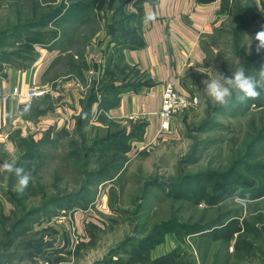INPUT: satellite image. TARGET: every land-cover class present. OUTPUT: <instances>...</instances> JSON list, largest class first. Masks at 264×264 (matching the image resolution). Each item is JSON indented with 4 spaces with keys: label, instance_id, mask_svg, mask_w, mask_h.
Wrapping results in <instances>:
<instances>
[{
    "label": "rangeland",
    "instance_id": "obj_1",
    "mask_svg": "<svg viewBox=\"0 0 264 264\" xmlns=\"http://www.w3.org/2000/svg\"><path fill=\"white\" fill-rule=\"evenodd\" d=\"M60 1L0 0V69L10 65L25 67L53 35H59L62 60L48 75L69 71L65 58L71 51L78 54V63L86 57L85 80L88 85L92 83L91 62L99 61L104 51L103 35L112 12L105 0L102 7L96 6L95 0H78L86 3V12L80 15L84 19L74 18L68 29L57 22L34 28L29 25ZM227 3L234 10L216 15V25L201 37L206 48L203 62L190 66L180 80L182 90H178L196 95L198 102L175 114L168 129H161L159 121L157 131L146 126L135 137L118 135L109 140L111 135L106 133L124 127L128 132L131 123L98 120L103 126L90 122L81 133L44 135L36 147L40 151L29 153L33 122L21 124L20 129L17 124L7 127L9 135H2L0 140V164L15 159L18 166L31 172L32 180L21 195L14 190V177L11 182L14 175L0 174V207L3 212H10L4 225L16 222L22 215L27 223L13 238L17 248L5 250L0 243V253H16L5 256V264H152L161 255H169L163 264H264V194L251 195L252 202L246 208L236 205L230 198L243 185L233 177L216 202L193 200L189 196V190L195 191L199 186H205L210 196L222 191L214 190L207 179L189 182L190 176L226 171L239 159L264 164V104L235 100L215 110L217 105L203 89L204 80L215 78L214 71L231 76L241 63L252 74L264 64V50L257 53L258 41L254 39L264 25V0ZM237 6L241 8L240 14L235 10ZM126 7L130 11L136 8L133 0ZM244 16L249 19L242 28ZM16 26L23 28L6 37ZM33 29L37 30V43L28 40ZM100 37L103 40H98ZM74 75L63 76L55 83L77 79L83 85L79 76ZM60 90L64 92L59 94L63 99H71V89ZM137 122L140 121L133 123ZM237 170L254 186L261 180L241 165ZM180 183L185 184V189L174 195L170 184ZM7 194L14 200L10 201ZM44 202L45 211L25 215ZM232 218L241 230L228 241L213 240L205 230H189ZM39 239L49 242L43 253L24 257L23 253L28 251H23L24 247L29 242L36 246Z\"/></svg>",
    "mask_w": 264,
    "mask_h": 264
},
{
    "label": "crops",
    "instance_id": "obj_2",
    "mask_svg": "<svg viewBox=\"0 0 264 264\" xmlns=\"http://www.w3.org/2000/svg\"><path fill=\"white\" fill-rule=\"evenodd\" d=\"M218 8L219 0L209 4H198L195 0L145 2L144 15L154 11L157 20L144 23L141 31L143 46L124 49L123 62L136 68L148 79L153 75L154 79L150 80V87L120 93L118 104L105 110V117L113 122L143 121L151 131L159 130L158 110L164 86L170 82L177 89H181L180 80L189 67L203 62L201 37L216 25L215 16L220 15L216 14ZM103 36H105L104 40L101 37L98 40H103L105 49L108 43L110 45L112 43L107 32H104ZM58 37L59 35L45 43L46 46L41 47L34 59L25 67L10 65L0 69V140H3L2 135H9L7 127L11 124H17L20 129L21 124L24 125L29 121L35 126L32 134L35 140H39L44 135H54V132H57L55 135L69 134L76 129V118L81 112L82 101L89 85L83 81H80L83 84L80 85L77 79L64 80L56 84L55 82L60 81L61 77L71 76L68 71H55L48 75L50 70L58 66L59 61L62 60L60 57L62 53L58 50ZM107 54L102 52L99 61L96 59L91 62L92 66L96 63V69L93 66L92 71L90 70L93 77L102 73ZM74 57L76 58V55ZM67 62L66 57V67H68ZM34 87L43 90V93L34 97L26 109L24 94ZM60 88L71 89L70 100L68 98L66 101L61 97L64 92L62 93ZM15 90L16 93H13ZM96 111L94 104L87 125L91 122L95 123L96 127L103 126L98 121L99 118L97 119L98 114L95 115ZM93 116L96 118L91 121ZM35 135L38 138H35ZM0 201L3 204L2 199ZM8 212H3L0 207V217H8L10 213ZM5 259L7 260L6 257H0V264H5L6 262L3 261Z\"/></svg>",
    "mask_w": 264,
    "mask_h": 264
},
{
    "label": "trees",
    "instance_id": "obj_3",
    "mask_svg": "<svg viewBox=\"0 0 264 264\" xmlns=\"http://www.w3.org/2000/svg\"><path fill=\"white\" fill-rule=\"evenodd\" d=\"M93 1V0H92ZM104 0H95V5L102 7V2ZM132 0H105L104 4L112 12L111 20L108 22L106 26V32L111 38V43L107 44L106 48L104 49L103 53L107 52V57H105V63L103 66V71L99 76H94L92 78V83L90 82V85L87 89L86 96L84 100L82 101V109L79 113L78 117L76 118V129L74 132L77 131L81 133L82 127L87 125L88 120L91 115L92 106L96 105V114H98L97 119L99 118L100 121H107V118L104 115L105 110L110 109L118 104V98L119 94L126 91H136L139 88L143 87H150V79L146 78L144 74L139 73V71L134 68L133 66L128 65L127 63L123 62V50L124 49H135L140 48L143 46V39L141 37V31L144 25L143 18H144V11H143V4L145 2H152L153 0H133L134 5L136 6L135 10H125L127 8L126 6L128 3ZM198 4H209L216 0H195ZM220 6L218 8V14L225 13L228 11H232L231 6L227 5V0H219ZM56 4V3H55ZM86 3L83 1H70L69 3H65L63 0L57 3L54 6L48 7L44 13H41L39 15V18L36 16L33 21H30L29 25H31L33 28L36 26H40L42 24L57 22L60 26H65L66 29L69 28L70 22L75 18H78L79 21H83L84 16L80 15L82 13H85ZM238 11V14L241 13V8L239 6L235 9ZM36 14V12H35ZM249 16H244L241 19L242 28L245 26V24L248 22ZM23 27L16 26L14 27V30L11 31V33H7L5 36H12L16 32H20V30ZM241 28V29H242ZM37 30L33 29L31 33H29L28 40L32 43H37L38 38L35 37ZM53 34L56 33V31H52ZM57 35H55L56 37ZM54 38V35L53 37ZM51 38V39H52ZM67 38V37H65ZM50 40V39H49ZM63 40V39H62ZM61 40V42H62ZM69 41V39H66ZM70 43V42H69ZM201 47L203 51L205 52L206 48L202 43L201 40ZM69 55L67 57V65L69 68L70 74L74 73L75 75L79 76V79L83 81L86 84V74L84 73L86 67V60L85 57L79 59L80 63L76 60L75 62V55H78L76 52L72 53L69 51ZM81 55V54H80ZM78 57V56H76ZM94 68L96 69V63H93ZM85 80V81H84ZM236 99L233 98V100L230 102L229 105H231ZM245 103H251L252 105H263L264 104V91H261L260 96L255 99H248ZM219 108H224L219 105L215 107V110ZM132 127L131 130L127 132L126 127L123 129H118L114 132H108L105 135H111L110 137H107L109 140H114L120 136L118 135H124L126 137L132 138L135 137V135H140L144 132V128L146 127V123L143 121L133 123L130 122ZM44 137V136H43ZM42 137V138H43ZM47 137V135H46ZM125 137V138H126ZM40 138V139H42ZM39 139V140H40ZM21 140H24L23 138ZM31 147L29 149V153L31 151L39 152L40 150L37 147L38 140H35L33 138H30ZM128 147L125 145V150H127ZM28 152L26 153V156L28 155ZM33 154H30V156ZM241 165L244 169L253 172L257 174L258 177H261L260 182H258L257 186H254V183L246 182L242 176V173L237 170L238 166ZM100 170V168L98 169ZM198 174H204V175H193L189 177V182L197 181L201 179H207L209 181V185L212 186L214 190H222L220 193H217V191L210 196L206 192V187L199 186L197 190H189V196L193 200H206L207 202H216L218 198H221V196L224 194L223 190H225L227 187L226 185L230 182V180L233 177H236L237 181H239L243 187H239V189H242L243 192L251 193V195L259 196L264 194V164H250L247 161L243 159H239L237 162H233L230 168L226 171H208L205 173H198ZM14 177V182L16 180L15 176H11V182ZM112 178V177H111ZM108 177V179H111ZM162 182L158 183L160 185ZM13 184V183H12ZM12 184H9V187H11ZM246 184V185H245ZM170 189L172 190V193L174 195H178L182 192L183 189H185V184L180 183V185L170 184ZM240 195H243L244 193L240 192ZM216 195V196H215ZM7 198L10 201H13V197H10L7 194ZM41 209H44L45 211L46 204L43 203L42 207H36L32 208L29 211H27L26 214L31 215L35 213H39ZM7 218V217H6ZM5 217H0V230H1V245L3 249H9V248H17L15 245H13V238L15 235H18L17 232L20 231L21 227L25 226L24 221V215L17 218L16 222H11L7 226L4 225ZM27 224V223H26ZM180 226L182 224H179ZM179 226V227H180ZM181 228H183L181 226ZM189 229V227H187ZM190 232H201L204 231L208 237H210L213 240L222 239L224 241L230 240L234 234H237L241 229L238 224V221L235 219H229L224 222H220L218 224L213 225H200V226H194ZM208 230V231H206ZM203 232V233H204ZM202 234V233H201ZM43 243H46L45 245ZM157 243V242H155ZM154 243V244H155ZM41 244V245H39ZM49 242H46L44 239H39V243L34 246L35 244L28 243L26 247H24V250H28L26 253H23L24 257H32L35 252L43 253V249L45 246H48ZM18 246V245H17ZM143 246V245H141ZM8 254H5L4 252L0 253V257H8L11 256L9 254V251H7ZM22 253V251H20ZM144 252V251H143ZM20 253V254H21ZM139 253H142L140 251ZM16 253H13L14 255ZM25 254V255H24ZM138 254V253H137ZM169 255H161L157 258H154L151 263L152 264H163L165 259ZM139 258H142L141 255H138ZM168 263V262H167ZM165 263V264H167Z\"/></svg>",
    "mask_w": 264,
    "mask_h": 264
},
{
    "label": "clouds",
    "instance_id": "obj_4",
    "mask_svg": "<svg viewBox=\"0 0 264 264\" xmlns=\"http://www.w3.org/2000/svg\"><path fill=\"white\" fill-rule=\"evenodd\" d=\"M156 20L157 14L154 11L146 13L143 18L144 23L155 22ZM254 39L258 41L256 51L259 53L261 50H264V25H261V29L255 33ZM197 70L200 72L199 69ZM209 70L214 71L212 69ZM214 72L215 78L208 76L209 78L203 81V89L207 96L216 105L221 107H227L233 98L240 103H244L248 99H255L260 96L261 91H264V64L260 66L259 71H254L252 74L241 63L239 66H235V70L231 76ZM0 172L12 174L16 177L17 182L14 185V190L21 195L28 188L32 180L31 172L26 171L23 166H18L15 159L4 160L0 164ZM240 192H243V190L237 189L230 199L236 205L246 208L252 202L251 193L243 192L244 194L240 195Z\"/></svg>",
    "mask_w": 264,
    "mask_h": 264
},
{
    "label": "built area",
    "instance_id": "obj_5",
    "mask_svg": "<svg viewBox=\"0 0 264 264\" xmlns=\"http://www.w3.org/2000/svg\"><path fill=\"white\" fill-rule=\"evenodd\" d=\"M149 79L153 80L154 76L150 75ZM13 93H16V90L13 91ZM42 93L43 90L36 87L28 89L24 94L27 104L26 109L30 105L32 99ZM197 102L198 97L196 95H191L189 93L180 91L176 89V87L170 82L166 83L161 95V105L158 110L160 128L164 130L168 129L175 114L195 106ZM93 118L95 119L96 117L93 116ZM130 118H132V116ZM73 232L74 230L72 229V236H74L75 239L76 237Z\"/></svg>",
    "mask_w": 264,
    "mask_h": 264
}]
</instances>
